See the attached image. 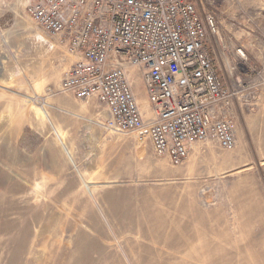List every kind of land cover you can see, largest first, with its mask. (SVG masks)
Wrapping results in <instances>:
<instances>
[{
  "label": "rangeland",
  "instance_id": "obj_1",
  "mask_svg": "<svg viewBox=\"0 0 264 264\" xmlns=\"http://www.w3.org/2000/svg\"><path fill=\"white\" fill-rule=\"evenodd\" d=\"M201 6L264 76V0ZM72 60L22 0H0V264H264V80H247L252 105L235 99L234 149L195 143L173 165L58 92Z\"/></svg>",
  "mask_w": 264,
  "mask_h": 264
},
{
  "label": "built area",
  "instance_id": "obj_2",
  "mask_svg": "<svg viewBox=\"0 0 264 264\" xmlns=\"http://www.w3.org/2000/svg\"><path fill=\"white\" fill-rule=\"evenodd\" d=\"M22 1L29 17L73 57L58 92L102 104L105 129L148 138L173 165L195 143L235 148V99L252 105L256 96L246 92L247 80L264 76L245 47L221 43L219 22L203 11V0ZM211 47L230 83L219 75ZM136 87L151 117L141 112Z\"/></svg>",
  "mask_w": 264,
  "mask_h": 264
},
{
  "label": "crops",
  "instance_id": "obj_3",
  "mask_svg": "<svg viewBox=\"0 0 264 264\" xmlns=\"http://www.w3.org/2000/svg\"><path fill=\"white\" fill-rule=\"evenodd\" d=\"M211 52H212V54H213V56H214V58L216 59V62H217V60H218V51H217V49L214 48V47H211ZM100 107H101L100 110H98V112H97V116H98L97 118L98 119H102V120H100V122L102 123L107 118L108 112H107V109L102 104H100ZM102 128H104V127H102ZM67 153H68V151H67Z\"/></svg>",
  "mask_w": 264,
  "mask_h": 264
},
{
  "label": "bare ground",
  "instance_id": "obj_4",
  "mask_svg": "<svg viewBox=\"0 0 264 264\" xmlns=\"http://www.w3.org/2000/svg\"><path fill=\"white\" fill-rule=\"evenodd\" d=\"M145 104H147L146 100H145Z\"/></svg>",
  "mask_w": 264,
  "mask_h": 264
}]
</instances>
